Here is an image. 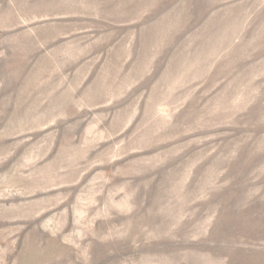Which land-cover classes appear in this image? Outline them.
<instances>
[{"label":"rangeland","instance_id":"rangeland-1","mask_svg":"<svg viewBox=\"0 0 264 264\" xmlns=\"http://www.w3.org/2000/svg\"><path fill=\"white\" fill-rule=\"evenodd\" d=\"M0 264H264V0H0Z\"/></svg>","mask_w":264,"mask_h":264}]
</instances>
